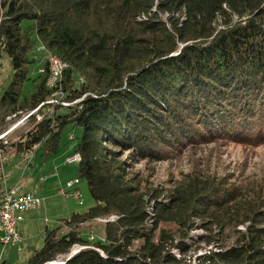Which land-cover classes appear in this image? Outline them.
<instances>
[{"label":"trees","instance_id":"obj_1","mask_svg":"<svg viewBox=\"0 0 264 264\" xmlns=\"http://www.w3.org/2000/svg\"><path fill=\"white\" fill-rule=\"evenodd\" d=\"M39 45L67 65L54 87L47 62L38 76L29 73ZM6 59L0 173L11 162L29 168L35 154L57 155L67 128H79L75 178L94 200L45 229L27 264L56 261L74 245L83 248L63 264H264L260 196L192 173L168 201L146 200L138 172H130L137 161L167 160L200 143H264V0H0V74ZM41 103V119L30 114L10 137L13 121ZM111 215L118 218L105 222L104 238L84 232ZM193 219L209 232L217 227L208 244L220 241L194 261L185 257ZM160 222L179 227L156 234ZM239 224L246 231L227 244L220 236Z\"/></svg>","mask_w":264,"mask_h":264},{"label":"rangeland","instance_id":"obj_2","mask_svg":"<svg viewBox=\"0 0 264 264\" xmlns=\"http://www.w3.org/2000/svg\"><path fill=\"white\" fill-rule=\"evenodd\" d=\"M163 21H166L168 14L161 13L159 15ZM168 25V23H167ZM47 50L39 46L35 47L32 55L35 61L29 65V73L32 77L38 76L47 62ZM7 60V59H6ZM11 75V69L8 60L4 63L0 74V83ZM80 80H83L80 78ZM50 104H57L58 98ZM62 103V102H61ZM63 104V103H62ZM67 105V104H65ZM42 109V108H41ZM50 109L46 107L45 110ZM27 126L23 117L15 119L10 129L15 130L10 134L14 137ZM72 131V132H71ZM68 134H72V140L68 141V134L65 135L66 144L61 148L57 155H53L46 160H42L38 154H35L31 166L27 169H17L16 166L9 164L0 173V190L7 184H10L17 176V181L22 188L29 186L33 180L34 174H40L43 180L36 184L40 188L36 194L43 200L39 206L33 209L19 212L21 219L18 220L17 228L22 237V249H17L10 245L0 244V261L6 260L12 264H27L31 255L39 250L44 243L45 229L54 228L59 224V219L68 218L73 212L85 211L89 206L94 204V200L89 192L88 186L83 179L76 185L79 195L65 197L57 195L56 190L63 187L67 180L76 177V162H65V159L74 154L71 151V145L76 142V136L80 134L79 128H67ZM73 137H75L73 139ZM64 154L67 157H63ZM61 155V156H60ZM127 151L121 155V159L126 158ZM63 157V164L56 165ZM57 158L60 160H57ZM11 165V166H10ZM59 166V167H58ZM130 172H138V180L140 181V191L144 193L146 200L151 199V195L155 194L157 201H168L169 194L172 190L183 181L187 174H202L211 181H215L221 187L236 188L244 193L248 192L254 196H260L264 201V143L258 146L239 144L231 141H216L212 143H200L194 146H187L178 154H174L171 158L163 161L149 162L140 160L132 164ZM32 179V180H31ZM38 185V186H37ZM4 191L0 192V199ZM151 197V198H150ZM146 211L150 217H153V201H150L146 207ZM117 216L111 215L104 218H98L88 225V229L84 232L90 237L104 238V224L107 221H117ZM151 219L147 225H151ZM199 219H193V224L189 229L188 238L185 240L188 248L185 257L195 260L199 255L210 251L219 250V240L213 243H207L205 237L214 234L218 229L213 227V231L201 227ZM178 225L171 222H160L156 229L168 230L178 229ZM264 227V223L261 224ZM235 231H246L245 224H239L233 230L222 234L223 240L227 244L234 242L237 234ZM179 236H177L178 238ZM219 236H216L218 238ZM141 243L140 240L134 242L136 247ZM82 246L74 245L68 254H63L56 260L57 263H64V260L72 253L78 252ZM176 256H180L178 251L173 250Z\"/></svg>","mask_w":264,"mask_h":264},{"label":"built area","instance_id":"obj_3","mask_svg":"<svg viewBox=\"0 0 264 264\" xmlns=\"http://www.w3.org/2000/svg\"><path fill=\"white\" fill-rule=\"evenodd\" d=\"M41 47V46H40ZM45 50L44 47H41ZM47 66L49 74L46 79V84L49 87H54V81L57 77H61L63 69L60 65L55 64V57L47 55ZM43 70V69H42ZM41 70V71H42ZM56 100H48L45 103H53ZM63 104H68L62 102ZM44 103H41V106ZM41 106L34 112H29L27 115L22 116L23 120H26L30 114H34L36 120L41 119L42 113L40 112ZM72 138V134L68 135ZM79 160V154L74 153L65 159V162H77ZM79 183L78 178L68 180L65 185L58 190V194L68 197L73 194L77 197L78 191L72 192L75 185ZM41 198L31 191H24L19 182L6 188L0 199V244L10 245L21 251L22 249V237L16 228V221L19 219V212L36 208L41 203Z\"/></svg>","mask_w":264,"mask_h":264},{"label":"crops","instance_id":"obj_4","mask_svg":"<svg viewBox=\"0 0 264 264\" xmlns=\"http://www.w3.org/2000/svg\"><path fill=\"white\" fill-rule=\"evenodd\" d=\"M61 156V155H60ZM63 157H67V155L66 154H64V156ZM63 157L61 158V161L57 158V160H59L60 162H58L56 165H61V164H63ZM31 163H32V160H31ZM31 166V165H30ZM29 166V167H30ZM59 167V166H58ZM33 178V180L34 179H36V184H37V182L38 181H40V180H43V178H42V176L40 175V174H38V173H36V175L34 174V176L32 177ZM32 180V179H31ZM33 180H32V182L29 184V186H27V185H25L26 187H24V188H22L24 191H31L32 193H34V194H36L37 192H39L38 190H40V188H38V187H36L35 188V184L33 183ZM70 180V179H69ZM17 181V176H16V178L10 183V184H7L6 186H4V188L3 189H5L6 187H9V186H12V185H14L15 183H17L16 182ZM68 181V180H67ZM38 186V185H37ZM58 190L59 189H57L56 190V194L57 195H59L58 194ZM37 195V194H36ZM38 196V195H37ZM40 197V196H39ZM41 198V197H40ZM42 199V198H41ZM43 200V199H42ZM19 219H21V216L19 217ZM18 219V220H19ZM18 220H17V222H18ZM16 228H17V223H16ZM17 230H18V228H17ZM19 232V231H18Z\"/></svg>","mask_w":264,"mask_h":264},{"label":"bare ground","instance_id":"obj_5","mask_svg":"<svg viewBox=\"0 0 264 264\" xmlns=\"http://www.w3.org/2000/svg\"><path fill=\"white\" fill-rule=\"evenodd\" d=\"M40 46H41V47H44L43 45H40ZM44 48H45V47H44ZM46 53H47V52H46ZM47 55L55 57V64H56V65H60L61 69H64V68L67 66L66 63H65L64 61H62L59 57H57V56L54 55L53 53L48 52ZM59 78H60V77H57L56 80L54 81V86H56V84H57L56 82L59 80ZM50 100H54V99H50ZM40 106H41V104L38 105V107H36L35 109H33V110L29 111V112H34V111H36ZM29 112H28V113H29ZM28 113H27V114H28ZM27 114H25V115H27ZM23 116H24V115H23Z\"/></svg>","mask_w":264,"mask_h":264},{"label":"water","instance_id":"obj_6","mask_svg":"<svg viewBox=\"0 0 264 264\" xmlns=\"http://www.w3.org/2000/svg\"><path fill=\"white\" fill-rule=\"evenodd\" d=\"M77 252V251H76ZM74 253L70 254L66 259H68L70 256H72ZM45 264H63V263H57L56 261H52V262H48V263H45Z\"/></svg>","mask_w":264,"mask_h":264}]
</instances>
